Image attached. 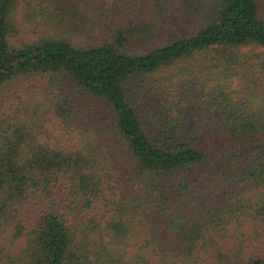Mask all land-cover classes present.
<instances>
[{
    "label": "trees",
    "instance_id": "1",
    "mask_svg": "<svg viewBox=\"0 0 264 264\" xmlns=\"http://www.w3.org/2000/svg\"><path fill=\"white\" fill-rule=\"evenodd\" d=\"M260 5L0 0V264H264Z\"/></svg>",
    "mask_w": 264,
    "mask_h": 264
},
{
    "label": "rangeland",
    "instance_id": "2",
    "mask_svg": "<svg viewBox=\"0 0 264 264\" xmlns=\"http://www.w3.org/2000/svg\"><path fill=\"white\" fill-rule=\"evenodd\" d=\"M261 1V5H260V9L261 12H264V0H260ZM171 30H176V28H165L161 34H167L168 32H170ZM244 51V53L249 54L251 56H253L252 59H255L254 54H256L257 52L263 51L264 48L260 47V46H255V45H248V46H244L242 48ZM256 71V69H255ZM31 83L30 81H25V80H18V82H15L13 85H9L6 86L4 89H2L0 91V98L2 99L5 94L7 93L8 90H17V96L19 99L24 100L25 98V94L26 93H31L32 92V87H31ZM158 97V99H161L162 97H164L163 94H156ZM0 99V100H1ZM181 107L183 109V114L186 115L189 118L188 124L190 125L191 123H194L195 118L193 120V112L196 111L198 112V114H207V109L205 108V105L199 103V102H184L181 104Z\"/></svg>",
    "mask_w": 264,
    "mask_h": 264
}]
</instances>
